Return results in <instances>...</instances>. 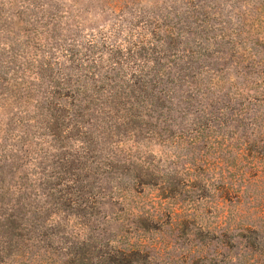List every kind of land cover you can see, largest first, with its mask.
<instances>
[{
    "label": "trees",
    "instance_id": "1",
    "mask_svg": "<svg viewBox=\"0 0 264 264\" xmlns=\"http://www.w3.org/2000/svg\"><path fill=\"white\" fill-rule=\"evenodd\" d=\"M1 1L0 264H151L139 234L164 218L206 233L186 251L197 260L244 264L241 147L264 140V0H115L133 17L125 37L119 24L86 41L93 5L13 0L29 18L12 29ZM213 145L226 151L211 161ZM149 197L165 209L145 210Z\"/></svg>",
    "mask_w": 264,
    "mask_h": 264
},
{
    "label": "rangeland",
    "instance_id": "2",
    "mask_svg": "<svg viewBox=\"0 0 264 264\" xmlns=\"http://www.w3.org/2000/svg\"><path fill=\"white\" fill-rule=\"evenodd\" d=\"M13 0H2L4 7L2 9L3 15L5 18H8L9 26L13 29L14 26H20V22L27 20L29 17H24V12L20 9L17 4L10 5L9 2ZM115 0H80V7H86L93 5L94 8L90 10L84 20H81V33L82 37L85 36L83 41L88 40V34H97L96 29L101 28L105 32H109L111 27L121 25L122 35L119 40L123 39L128 31L127 26L130 21H132V16L128 13H125L123 16L125 22L119 20V17H116L111 8L112 3L114 4ZM141 3L139 6L147 10L153 9V4L156 0H139ZM95 2L98 5V9L95 8ZM72 1L66 0L63 5L70 6ZM128 6H131L130 3H127ZM103 8V12L100 9ZM46 9V8H45ZM32 11L35 8H31ZM77 9L74 11L76 13ZM24 17L20 18L19 14ZM26 13H29L27 11ZM81 18V16H80ZM98 39L99 36L96 35ZM81 40V41H82ZM252 145L262 146L264 145V140L260 139H247L242 143V155L240 161L241 169V196L239 210L242 216L243 223V232L241 233L239 244H236L239 251V256H245L244 264H264V165L261 161V157H264V152L261 149L253 148ZM226 149L223 147H217L215 145L211 146L210 149L205 152L209 160L213 161L217 157H223ZM255 171H259V174L253 176ZM263 173V174H262ZM183 193L193 195L196 188L195 187H182ZM211 200L207 202V206L201 209L205 210V214L202 216L205 220L211 221L212 217L217 213L211 207ZM177 205V204H176ZM141 206L148 211H159L165 209L166 202L158 201L157 199L145 198L142 199ZM180 207V204L177 205ZM209 207H211L209 209ZM211 213V217H210ZM164 225L161 228L160 232L145 233L139 234L144 243L151 249V254L153 259L150 261L151 264H227L225 262L219 263H210L197 260L193 257V254H188L186 251L195 243V240H204L206 233L199 234V232L193 228V225H189L187 228L183 226H176L172 229H169L168 220L163 219ZM254 226L256 232H250V226ZM177 227L180 231L177 232ZM176 236H178V241H176ZM194 240L192 242L191 240ZM231 251V250H230ZM229 250H225V253ZM235 253V250L231 251ZM25 259V258H24ZM24 261V262H23ZM10 264H48L47 261L36 262V261H27L19 259L17 262H12ZM231 264V263H228Z\"/></svg>",
    "mask_w": 264,
    "mask_h": 264
}]
</instances>
